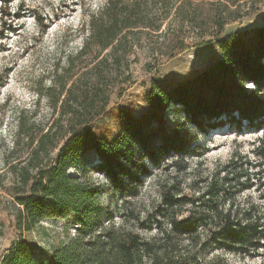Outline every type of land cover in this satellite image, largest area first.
<instances>
[{
    "label": "trees",
    "instance_id": "16d2710c",
    "mask_svg": "<svg viewBox=\"0 0 264 264\" xmlns=\"http://www.w3.org/2000/svg\"><path fill=\"white\" fill-rule=\"evenodd\" d=\"M203 1L107 0L90 15L80 55L97 54L94 81L79 78L58 99L54 125L34 137L30 155L12 167L21 236L48 218L73 217L77 232L47 263L20 237L0 254V264H233L222 253L264 258V206L240 198L264 186V139L255 158L234 155L194 182L192 194L184 192L180 179L189 159L201 155L200 134L227 126L264 133V25L220 37L229 21L264 0H209L208 11ZM172 14L176 30L168 23L167 32L212 24L221 56L168 89L154 82L142 113L122 107L120 131L113 138L99 136L93 122L107 111L109 67L120 65L124 41L141 28L162 30ZM106 50V59L99 60ZM89 156L96 157L92 168L71 174ZM89 171L102 173L106 181L93 180ZM158 173L169 174L158 180L160 202L144 219L136 218L142 229L157 233L145 238L116 225L112 202L105 205L100 197H119L126 207Z\"/></svg>",
    "mask_w": 264,
    "mask_h": 264
},
{
    "label": "rangeland",
    "instance_id": "374dc122",
    "mask_svg": "<svg viewBox=\"0 0 264 264\" xmlns=\"http://www.w3.org/2000/svg\"><path fill=\"white\" fill-rule=\"evenodd\" d=\"M106 1L0 0V254L23 237L35 256L47 263L52 252L77 232L73 217L48 218L21 236L15 227L16 176L12 167L30 155L33 138L54 125L61 111L58 99L62 100L79 78L94 81L91 69L97 54L89 53L84 57L80 51L90 34V15L99 12ZM201 3L204 11L211 9L212 1ZM247 10L243 13H249ZM173 17L174 14L158 32L141 28L127 36L120 65L109 67L107 111L93 122L99 136L113 138L120 131L122 107L136 115L142 113L154 82L168 89L204 70L221 56L214 36L217 31L212 24L205 30L186 25L181 30L167 32L168 23L171 30H176ZM260 25H264V2L257 4L248 15L229 21L220 37ZM108 53L109 50L101 52L99 60L106 59ZM110 62L109 59L107 64ZM263 139V132L236 131L228 126L200 134L201 155L190 158L187 173L180 175L184 192L192 194L194 182L206 178L236 154L255 158L254 150ZM44 162H49V158ZM95 162L96 157L89 156L70 172L76 174L90 169ZM168 175L158 173L148 178L140 196L131 199L126 207H121L119 197L112 201L110 194H103L100 199L105 205L112 202L115 224H124L145 238L153 237L157 231L142 229L136 218L144 219L159 204L158 180H167ZM89 176L106 181L97 171H89ZM262 195L264 186L247 190L240 198L264 206ZM222 254L233 264H262L264 260L262 256Z\"/></svg>",
    "mask_w": 264,
    "mask_h": 264
},
{
    "label": "bare ground",
    "instance_id": "6f19581e",
    "mask_svg": "<svg viewBox=\"0 0 264 264\" xmlns=\"http://www.w3.org/2000/svg\"><path fill=\"white\" fill-rule=\"evenodd\" d=\"M218 134V136L220 135V133H217Z\"/></svg>",
    "mask_w": 264,
    "mask_h": 264
}]
</instances>
